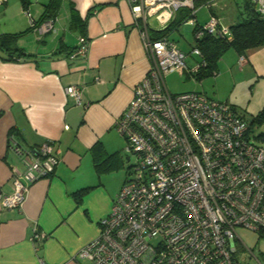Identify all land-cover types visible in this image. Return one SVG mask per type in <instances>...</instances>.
Masks as SVG:
<instances>
[{"label":"crops","instance_id":"1","mask_svg":"<svg viewBox=\"0 0 264 264\" xmlns=\"http://www.w3.org/2000/svg\"><path fill=\"white\" fill-rule=\"evenodd\" d=\"M49 1L0 5V35L23 33L20 53L9 59L0 49V264H87L77 253L97 236L127 177L126 141L115 122L150 65L127 0H59L54 30L38 36L30 23L42 19ZM197 1V27L215 16L229 30L246 18L248 3L257 11L251 0ZM79 36L87 39V52L69 59ZM219 62L230 72L237 68L247 84L264 82V45L243 54L229 49ZM69 85L81 89V104L67 97ZM44 144L59 158L54 171L29 184L20 209H3L12 171L25 170L16 150L37 156ZM35 232L45 239L34 242ZM244 252V264H264V246L256 255L255 248L239 247V264Z\"/></svg>","mask_w":264,"mask_h":264},{"label":"built area","instance_id":"2","mask_svg":"<svg viewBox=\"0 0 264 264\" xmlns=\"http://www.w3.org/2000/svg\"><path fill=\"white\" fill-rule=\"evenodd\" d=\"M251 1L264 16V0ZM127 2L150 62L115 122L128 162H134L99 220L97 236L77 256L87 264H239L238 248H245L239 232L264 229V147L252 142L247 120L229 104L199 92L170 93L167 75L193 77L204 66L202 54L193 47L188 55L169 38L152 40L149 34L165 28L180 8L192 11L186 24L194 25L195 41L224 37L229 30L215 16L197 27L194 0ZM54 24V18L31 20L30 28L43 36ZM87 47L79 36L68 58L85 56ZM189 56L198 58L190 68ZM65 93L81 104L80 88L69 85ZM16 151L25 170L12 171V193L1 199L5 210L20 209L29 184L51 175L59 161L50 144L37 156ZM45 237L35 232L32 240Z\"/></svg>","mask_w":264,"mask_h":264},{"label":"rangeland","instance_id":"3","mask_svg":"<svg viewBox=\"0 0 264 264\" xmlns=\"http://www.w3.org/2000/svg\"><path fill=\"white\" fill-rule=\"evenodd\" d=\"M199 17H201L200 14ZM169 38L177 45L178 49L188 55L190 54L192 46L194 45L193 27L191 25L182 24L178 29L170 33ZM231 53L233 52L226 53L224 58L229 59L230 55H233ZM196 60H198L197 57L189 56L187 60L188 67L190 68L195 65ZM217 73L218 75L213 78H204L201 81V85L193 77L185 74L172 73L166 77V86L172 94L199 92L219 102L228 103L248 123H252L253 117L264 109V82H259L258 86L255 84H247L245 82V75H241L237 68H233L230 72L220 62ZM249 134L254 144L264 147V121L259 124H252ZM133 162L134 157H131L129 165L133 164ZM120 173L121 175L124 174L123 172ZM120 173L116 174V176L109 177L110 185L115 186V182ZM245 231L241 230L239 236L245 245L249 248H255V255L258 254L262 251L264 239L257 238L258 236L255 233ZM239 261L241 264L245 263V252L239 256Z\"/></svg>","mask_w":264,"mask_h":264},{"label":"trees","instance_id":"4","mask_svg":"<svg viewBox=\"0 0 264 264\" xmlns=\"http://www.w3.org/2000/svg\"><path fill=\"white\" fill-rule=\"evenodd\" d=\"M20 1L23 7L27 8L26 5L28 4V0ZM198 3L200 2L194 0V9L198 7ZM58 7L59 0H50L45 7L42 19H40L38 23L45 21L44 19L46 18H55ZM191 12L192 11L187 8L178 9L174 14L173 19L165 28L160 30H150L149 34L151 39L160 40L163 38H168L173 30L178 29L179 26L185 24L186 21L191 18ZM29 30H31V28H29ZM22 34L23 33L0 35V49H3L7 52L9 59L20 51L16 46V41L22 36ZM262 45H264V16L255 11L250 3H248L246 7V18L240 23L230 26L228 35L224 37L205 35L198 41L194 40V45L192 48L196 47L199 49L202 54L204 66H202L193 75V78L196 81L201 82L204 78L217 75V64L223 54L229 49H234L238 54H243L247 49ZM230 107L234 112H236L232 105H230ZM262 121H264V109H262L255 117H253L252 123H248V133H250L252 124H259ZM14 131V129H11L9 134L11 135L14 133ZM128 169L129 164L127 167V175L129 171ZM256 234L259 239H264V229H260Z\"/></svg>","mask_w":264,"mask_h":264}]
</instances>
